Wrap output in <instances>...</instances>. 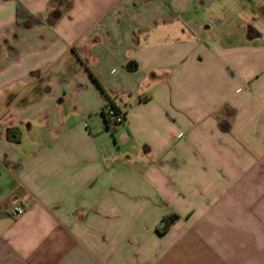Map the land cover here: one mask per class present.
<instances>
[{
    "label": "crops",
    "instance_id": "0c3cea01",
    "mask_svg": "<svg viewBox=\"0 0 264 264\" xmlns=\"http://www.w3.org/2000/svg\"><path fill=\"white\" fill-rule=\"evenodd\" d=\"M245 20L264 0H0V264H264Z\"/></svg>",
    "mask_w": 264,
    "mask_h": 264
},
{
    "label": "trees",
    "instance_id": "16d2710c",
    "mask_svg": "<svg viewBox=\"0 0 264 264\" xmlns=\"http://www.w3.org/2000/svg\"><path fill=\"white\" fill-rule=\"evenodd\" d=\"M16 11H17V18L21 21L23 26H30V25H38L41 24V21L38 16L31 13L23 4L17 2L16 4ZM96 81V80H95ZM99 86L98 82H96ZM102 116L104 119L105 127L108 128L109 125H112L111 121L106 117V113L102 112ZM178 216L172 214L166 218H163L159 221L155 228V232L158 235H163L168 231V229L175 223Z\"/></svg>",
    "mask_w": 264,
    "mask_h": 264
},
{
    "label": "built area",
    "instance_id": "2783aa9c",
    "mask_svg": "<svg viewBox=\"0 0 264 264\" xmlns=\"http://www.w3.org/2000/svg\"><path fill=\"white\" fill-rule=\"evenodd\" d=\"M106 117L111 121L112 125H120L124 121V115L117 109L108 107L105 111ZM25 206L19 205L13 209V217H18L23 214Z\"/></svg>",
    "mask_w": 264,
    "mask_h": 264
},
{
    "label": "rangeland",
    "instance_id": "374dc122",
    "mask_svg": "<svg viewBox=\"0 0 264 264\" xmlns=\"http://www.w3.org/2000/svg\"><path fill=\"white\" fill-rule=\"evenodd\" d=\"M231 24H237L238 21L237 20H229ZM247 25H246V29H247V32H249V29L253 28V22L254 21H258L259 23H264V20H245ZM262 32H264V24H262Z\"/></svg>",
    "mask_w": 264,
    "mask_h": 264
}]
</instances>
